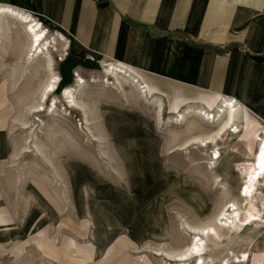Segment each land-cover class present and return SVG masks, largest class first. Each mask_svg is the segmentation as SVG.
Here are the masks:
<instances>
[{
  "label": "rangeland",
  "instance_id": "1",
  "mask_svg": "<svg viewBox=\"0 0 264 264\" xmlns=\"http://www.w3.org/2000/svg\"><path fill=\"white\" fill-rule=\"evenodd\" d=\"M31 12L48 35L59 36L44 15ZM8 26L0 44V264H194L172 255L191 242L190 226L207 225L214 231L202 238L205 264H264V219L228 232L230 222L217 218L225 203L239 214L245 206L244 170L261 128L248 121L247 108V118L238 114L235 122L240 134H225L217 146L180 147L216 123L199 116L174 121L186 107L175 112L183 102L163 94L158 116L144 88L105 76L88 57L110 59L59 40L51 114L52 96L40 105L49 72L42 62H25L22 24ZM77 74L84 83L76 100L85 113L64 112L62 91ZM39 105L45 108L35 112ZM214 149L221 157L211 168ZM243 253L248 259L239 263Z\"/></svg>",
  "mask_w": 264,
  "mask_h": 264
},
{
  "label": "crops",
  "instance_id": "2",
  "mask_svg": "<svg viewBox=\"0 0 264 264\" xmlns=\"http://www.w3.org/2000/svg\"><path fill=\"white\" fill-rule=\"evenodd\" d=\"M44 15L57 41L123 67L144 97L171 96L215 112L235 100L237 114L264 125V0H0ZM99 68V67H98ZM126 80V75L124 76ZM185 85V86H184ZM152 91V92H150ZM163 94V95H162ZM157 95V96H156ZM155 97V98H154ZM159 97V98H158ZM188 104V105H187ZM177 106V105H175ZM203 106V107H202Z\"/></svg>",
  "mask_w": 264,
  "mask_h": 264
},
{
  "label": "bare ground",
  "instance_id": "3",
  "mask_svg": "<svg viewBox=\"0 0 264 264\" xmlns=\"http://www.w3.org/2000/svg\"><path fill=\"white\" fill-rule=\"evenodd\" d=\"M8 20L19 22L20 24H22L28 37L27 51L25 53L26 56L24 57L25 62H27L28 64L42 62L45 69L49 72L47 81L44 83L43 88L40 92V101H42V103L40 102V105L46 103L48 97L52 96L53 98L51 99V102L47 105V108L49 109L48 112L51 114L57 113L56 109L58 100L55 97V93L57 92L60 85V78L53 72L54 59L52 54L53 51H56L55 44L57 37L48 35V29H45L41 25V23L28 12L11 6L0 4V44L8 34ZM103 74H105V76L107 77L115 79H117L118 76L122 75L124 77L126 75L127 79L131 80V82H134L139 86L137 79H135L123 67L117 65L105 66L103 68ZM74 81L76 82L74 86L67 85L68 87L65 86L62 91L61 98L63 99V102L61 103V105L64 107L63 111L66 112L68 109L72 108L85 113L84 108H82L76 100V94H78L82 89L84 79H82V77L77 74ZM142 87L143 86H140V88ZM141 91L144 92V90L142 89ZM152 102L156 106L158 116L162 115L161 102H159V100L157 99H152ZM237 104L238 103H236L235 100H222L219 108L215 112L205 111L204 108L201 109L191 106H185L186 108L183 111L178 112L176 116L174 115V121L183 122L188 117L190 118L199 116L206 121L216 123V129L213 130L209 135H206L204 137H190L179 144V146L188 147L197 145L198 147H208L211 144H213V146H217V141H219L220 138L222 139L225 134H240V128L235 123L238 117ZM40 105L34 107L35 112L42 111L45 108L43 106L40 107ZM238 108L240 107L238 106ZM89 124L90 122H88V117L87 119L84 118V130H87L85 131L86 135L89 134ZM91 136L93 137L92 134ZM256 143L258 149L253 153V156L247 160L248 166L244 170V174H246L248 179L240 192V194L244 196L242 201H245V206L241 211L242 214H239L240 210L238 208H235V204L233 202L225 203L222 209L217 214L218 219L222 220L225 218L226 221L230 222V225L229 223L227 224L228 232H238L241 230L244 223H251L259 218L262 220L264 219V188H259L261 185H264V125L260 128L259 133L256 135ZM212 151L213 152L211 153V159L213 160V162L211 164V168H216V163L220 159L221 153L219 149H214ZM230 207H232L233 215L231 217L228 216L231 214ZM233 219H236L237 222L233 221ZM189 230L194 235L191 239V242L183 249L182 252L172 256L179 259L180 261H188L190 259H194V264H205L203 260L205 247L203 245L202 238L204 236H208L210 232H213L214 228L211 225L200 227L190 226ZM244 257L245 255L243 253L241 256H238L237 261L241 263L248 259ZM183 264L186 263L184 262Z\"/></svg>",
  "mask_w": 264,
  "mask_h": 264
}]
</instances>
